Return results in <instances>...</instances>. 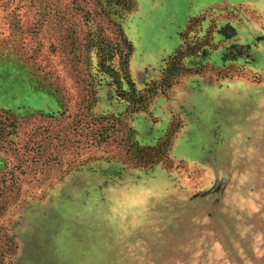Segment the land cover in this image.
Returning a JSON list of instances; mask_svg holds the SVG:
<instances>
[{"label":"rangeland","instance_id":"obj_1","mask_svg":"<svg viewBox=\"0 0 264 264\" xmlns=\"http://www.w3.org/2000/svg\"><path fill=\"white\" fill-rule=\"evenodd\" d=\"M118 33L136 91L159 85L136 112L98 67ZM244 82L264 0H0V264H264Z\"/></svg>","mask_w":264,"mask_h":264},{"label":"trees","instance_id":"obj_2","mask_svg":"<svg viewBox=\"0 0 264 264\" xmlns=\"http://www.w3.org/2000/svg\"><path fill=\"white\" fill-rule=\"evenodd\" d=\"M119 45L117 43L113 44L111 47H107V44L103 41H99L97 44V50L99 54V69L104 74L110 76L113 73L115 77L112 75L110 78L112 80L113 85H117L119 91V97L122 100L128 103V106L132 109V112L139 111L144 108V104L148 99V96L153 89L152 92H155L159 85L154 84V87L149 90H143V92H137L135 89V84L131 81L129 77L127 62L129 58V51H130V44L125 40L122 33H118V40ZM118 56L119 62V69L121 76H119L118 72H114L113 68H110L108 62L112 60L114 57ZM187 55V48L180 47L175 54L169 59L172 63L174 61H180L181 58ZM122 81L125 82L128 89L124 90L122 88Z\"/></svg>","mask_w":264,"mask_h":264},{"label":"crops","instance_id":"obj_3","mask_svg":"<svg viewBox=\"0 0 264 264\" xmlns=\"http://www.w3.org/2000/svg\"><path fill=\"white\" fill-rule=\"evenodd\" d=\"M244 83H245L246 87H248V88H257V90H258V89H263V90H264V84H261V85L254 84V85H252V84H248V83H246V82H244ZM259 110L262 111V112H260V120H263V121H264V103H262V104L260 105ZM259 110H258V111H259ZM262 117H263V118H262ZM250 135H251V134H250ZM250 135H249V137L253 138V137L250 136Z\"/></svg>","mask_w":264,"mask_h":264}]
</instances>
